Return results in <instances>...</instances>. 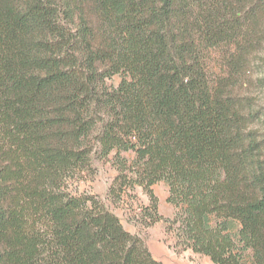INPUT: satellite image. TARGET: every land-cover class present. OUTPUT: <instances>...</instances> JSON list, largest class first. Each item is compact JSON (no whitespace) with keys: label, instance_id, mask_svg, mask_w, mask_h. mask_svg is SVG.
Masks as SVG:
<instances>
[{"label":"trees","instance_id":"obj_1","mask_svg":"<svg viewBox=\"0 0 264 264\" xmlns=\"http://www.w3.org/2000/svg\"><path fill=\"white\" fill-rule=\"evenodd\" d=\"M263 43L264 0H0V264H164L68 189L96 158L111 203L141 186L178 253L264 264V132L241 92Z\"/></svg>","mask_w":264,"mask_h":264},{"label":"rangeland","instance_id":"obj_2","mask_svg":"<svg viewBox=\"0 0 264 264\" xmlns=\"http://www.w3.org/2000/svg\"><path fill=\"white\" fill-rule=\"evenodd\" d=\"M248 71L243 80V93L253 97L261 110V118L255 127L264 132V43L255 49ZM208 67L212 79L221 74V53L216 49L209 50ZM122 77L114 76L110 84L118 85ZM117 170L101 158L94 159L90 170L78 173L69 180L68 189L77 193H87L99 196L115 212L125 228L133 233L140 234L147 242L154 256L163 261L164 264H214L209 257L193 253L191 250L178 253L170 243L166 241L163 221L153 225H146L142 219L143 210L149 204V197L141 186H136L124 195V200L119 204H112L109 199V190ZM154 191L159 198L160 213L171 216L174 212L173 206L167 201L168 186L160 182L154 186Z\"/></svg>","mask_w":264,"mask_h":264},{"label":"crops","instance_id":"obj_3","mask_svg":"<svg viewBox=\"0 0 264 264\" xmlns=\"http://www.w3.org/2000/svg\"><path fill=\"white\" fill-rule=\"evenodd\" d=\"M129 230V229H128ZM130 231V230H129Z\"/></svg>","mask_w":264,"mask_h":264}]
</instances>
